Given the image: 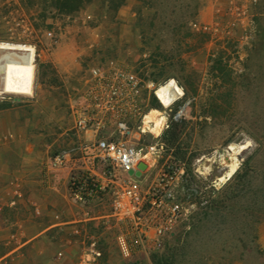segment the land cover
<instances>
[{
	"label": "rangeland",
	"instance_id": "rangeland-1",
	"mask_svg": "<svg viewBox=\"0 0 264 264\" xmlns=\"http://www.w3.org/2000/svg\"><path fill=\"white\" fill-rule=\"evenodd\" d=\"M0 43L36 54L33 96H0V264H76L77 229L101 240L98 264H264V0H91L69 16L50 0H0ZM110 62L184 91L178 130L147 138L163 146L158 168L192 178L211 165L179 233L131 259L101 223L81 222L65 173L47 170L71 143L69 99Z\"/></svg>",
	"mask_w": 264,
	"mask_h": 264
},
{
	"label": "built area",
	"instance_id": "built-area-1",
	"mask_svg": "<svg viewBox=\"0 0 264 264\" xmlns=\"http://www.w3.org/2000/svg\"><path fill=\"white\" fill-rule=\"evenodd\" d=\"M168 83L170 79L140 76L117 62L91 68L69 99L71 125L65 134L71 143L54 151L47 163L50 175L65 173L69 199L84 212L81 222L101 223L113 233L125 259L161 251L187 222L193 199L208 188L199 189L197 182L207 178L211 165L201 166L192 178L182 165L158 168L163 146L148 143L149 136L158 139L180 121L189 105L176 81L183 96L168 106L162 103L158 91ZM140 163L147 165L144 171L138 169ZM75 234L82 239L76 264H98L101 240L80 229Z\"/></svg>",
	"mask_w": 264,
	"mask_h": 264
},
{
	"label": "bare ground",
	"instance_id": "bare-ground-1",
	"mask_svg": "<svg viewBox=\"0 0 264 264\" xmlns=\"http://www.w3.org/2000/svg\"><path fill=\"white\" fill-rule=\"evenodd\" d=\"M35 59L36 54L33 47L0 43V96H33ZM172 91L174 94L170 97ZM158 95L162 103L168 106L173 98L182 97L183 92L176 88L175 81L170 79V83L162 86ZM154 114L157 113L154 112ZM248 146L249 144H239L229 151L224 167L226 172L219 178L220 182H226L227 176H231L236 171L240 161L239 157Z\"/></svg>",
	"mask_w": 264,
	"mask_h": 264
},
{
	"label": "trees",
	"instance_id": "trees-1",
	"mask_svg": "<svg viewBox=\"0 0 264 264\" xmlns=\"http://www.w3.org/2000/svg\"><path fill=\"white\" fill-rule=\"evenodd\" d=\"M52 6L62 15H72L74 13H77L83 4L90 3L91 0H50ZM177 127L178 130V124L173 123L171 125Z\"/></svg>",
	"mask_w": 264,
	"mask_h": 264
},
{
	"label": "water",
	"instance_id": "water-1",
	"mask_svg": "<svg viewBox=\"0 0 264 264\" xmlns=\"http://www.w3.org/2000/svg\"><path fill=\"white\" fill-rule=\"evenodd\" d=\"M146 168H147V165H146L145 163H140V164L138 165V169L141 170V171H144ZM129 174H130V175L135 174V175L138 176V177L141 176V172H140V171H137V172H135V173H133V171H131Z\"/></svg>",
	"mask_w": 264,
	"mask_h": 264
},
{
	"label": "crops",
	"instance_id": "crops-1",
	"mask_svg": "<svg viewBox=\"0 0 264 264\" xmlns=\"http://www.w3.org/2000/svg\"><path fill=\"white\" fill-rule=\"evenodd\" d=\"M19 195H20V193H19Z\"/></svg>",
	"mask_w": 264,
	"mask_h": 264
}]
</instances>
